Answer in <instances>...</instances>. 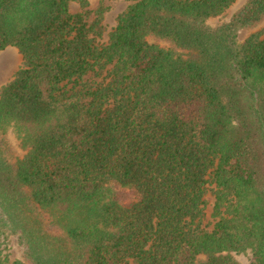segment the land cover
Instances as JSON below:
<instances>
[{"label":"trees","instance_id":"1","mask_svg":"<svg viewBox=\"0 0 264 264\" xmlns=\"http://www.w3.org/2000/svg\"><path fill=\"white\" fill-rule=\"evenodd\" d=\"M235 2L132 0L102 42L90 0H0V264H264V0L208 24Z\"/></svg>","mask_w":264,"mask_h":264},{"label":"rangeland","instance_id":"2","mask_svg":"<svg viewBox=\"0 0 264 264\" xmlns=\"http://www.w3.org/2000/svg\"><path fill=\"white\" fill-rule=\"evenodd\" d=\"M246 0H236V2L225 11L220 17L211 19L208 24L215 26L221 22H227L231 16L236 12V10L241 7ZM132 3V0H90L89 9L93 12L97 11L99 8H103L101 15V25L103 27V37L102 42H106L109 32L115 27L117 17L124 12L127 7ZM80 8L77 4L71 5V12H79ZM96 16L93 14L92 19ZM242 37L246 34H242ZM21 66V56L14 48L6 49L0 53V87L7 82L11 81L14 74L18 71ZM208 207L206 210L207 220L206 222L212 224L211 212L213 205V197L209 195L207 197ZM211 227V226H210ZM5 254L10 261L19 258V251L14 247H6ZM241 264H251V255H240L237 257Z\"/></svg>","mask_w":264,"mask_h":264}]
</instances>
